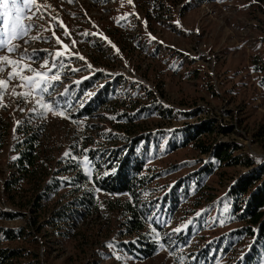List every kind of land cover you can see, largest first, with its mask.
<instances>
[{"label": "rangeland", "instance_id": "obj_1", "mask_svg": "<svg viewBox=\"0 0 264 264\" xmlns=\"http://www.w3.org/2000/svg\"><path fill=\"white\" fill-rule=\"evenodd\" d=\"M37 3L39 11L33 7L29 15L43 18L33 21L29 37L39 39L17 43L21 50L27 49V56L35 57L31 67L41 72L47 71L41 68L45 59L51 67L54 53L65 52L60 59L66 67L60 70L56 87L50 89L52 96L44 99L58 102L59 110L67 109L70 118L50 113L42 116L38 92L32 90L26 99L17 95L29 91L17 86L18 80L3 94L0 248L20 251L11 264H193L189 262L196 252L242 224L228 214L222 198L248 167L222 164L197 187L190 183L187 194L160 218V225L147 222L158 248L155 255L145 258L117 250L127 216L120 203L132 196L95 186L100 171L112 166L105 156L108 152L93 159L90 150L123 151L139 145L137 139L147 135L151 153L145 171L156 174L141 192L142 200L163 194L209 158L198 142L188 137L185 129L189 126L196 130L211 122L215 129L201 132L196 141L205 145L234 142L239 145L235 154L264 160V0ZM58 21L66 26L69 36L64 35L65 29L55 28ZM56 37L62 43L58 44ZM27 56L25 64L29 63ZM11 58L18 59L15 55ZM56 63L59 65V60ZM8 71L11 67L4 77ZM56 71L54 68L49 75ZM89 103L93 111L79 113ZM145 105L148 108L136 115ZM123 111L132 117H119ZM32 135L36 163L26 164L28 172H22L19 157L28 143L25 140ZM144 139L140 145L146 143ZM85 156L91 162L87 169ZM75 176L86 177L92 184L96 203H92L90 214L76 205L85 215L69 214L68 220L52 227L53 212L82 195L80 183L73 184L75 180L70 179ZM51 181L60 185L38 199ZM148 217L153 219V215ZM176 228L192 229L185 244L171 250L158 242L163 233H179ZM19 230L26 234L8 239V232ZM223 248L211 249L210 260H200V264H232L239 247Z\"/></svg>", "mask_w": 264, "mask_h": 264}, {"label": "trees", "instance_id": "obj_2", "mask_svg": "<svg viewBox=\"0 0 264 264\" xmlns=\"http://www.w3.org/2000/svg\"><path fill=\"white\" fill-rule=\"evenodd\" d=\"M108 87V86H107ZM107 88L105 89V91ZM148 105L140 108L136 115L146 110ZM93 111L92 104H87L79 113ZM119 117L130 119L131 114L123 111ZM215 127L211 122H205L203 127H198L196 130L192 126L187 127L185 132H188V137L194 142H198V146L204 153L209 154V158L199 170L191 173L188 177L180 179L169 190L164 191L163 194L153 198L142 200L140 194L152 182L153 176L156 173L146 172V158L150 156L151 147L149 146V138L143 135L137 139V144H132L131 148L123 151L120 149H107L97 147L90 150L93 159L104 155L110 159L109 163L112 167L107 171H100V175L95 177V186L97 188L106 190L111 193L128 194L132 198L126 199L120 203L122 209L127 213L123 222L124 229L122 231V239L117 241L116 248L119 251H128L130 253L140 255L145 258L152 257L157 252L158 244L152 240L149 235V227L147 222L154 223L156 226L160 225V218L164 213H168L170 208L173 209L181 200L183 195H186L191 188L190 183L201 184L205 177L212 175L222 164L233 166L243 164L248 167V170L241 173L227 188L225 195H223V203L227 206L228 214L236 221L242 222L238 227L229 231L226 236H222L219 240L212 242L208 247L195 253V258L189 263L200 264L208 262L212 256L211 249H217L223 245V250L232 248V246L239 247L238 253L232 264H262L264 260V160L256 161L251 156L235 154L239 145L236 143H220L216 145H205L198 140L201 132L212 131ZM187 137V136H186ZM145 138V139H144ZM34 135L25 140L28 142L26 147L22 149L20 155V169L22 172H28L29 166L36 163L34 143L32 142ZM142 139L146 143L141 144ZM201 140V139H200ZM135 146V147H134ZM137 146V147H136ZM109 165V166H110ZM72 166V165H71ZM82 172L79 171L78 175ZM73 184L77 181L80 183V190L82 195L75 197L65 204L63 207L53 212V217L50 220L52 227H57L63 221L69 219V214L80 217L85 215L84 211L77 210L76 205L83 206L90 214L92 210V203H96L95 194L93 193L92 184L86 181V177H70ZM71 183V185H73ZM60 184L51 181L46 189L39 194V198L47 197L45 194L49 190H55ZM39 200L36 205H39ZM148 214L153 215V219L148 220ZM145 218V219H143ZM72 226L73 223H71ZM191 230L181 231L179 233L170 235L163 233L161 235L160 243L170 247L174 250L181 244H185L188 237L191 235ZM3 233H6L3 231ZM25 231L8 232L9 240L24 236ZM20 254L18 249L0 248V264H11L14 257Z\"/></svg>", "mask_w": 264, "mask_h": 264}, {"label": "snow or ice", "instance_id": "obj_3", "mask_svg": "<svg viewBox=\"0 0 264 264\" xmlns=\"http://www.w3.org/2000/svg\"><path fill=\"white\" fill-rule=\"evenodd\" d=\"M68 2L71 3L73 0H68ZM128 2L131 3V0H128ZM43 6L51 7L50 5ZM33 7H35L38 12L41 5L37 3V0H0V100H2L3 94L8 91L9 84L14 80H18L19 84L17 86L28 88L29 91L17 95L26 99L31 95L32 90L38 92L40 98L37 100V104L44 110L41 112L42 116L50 113L67 119L70 118L67 109L59 110L58 102L57 104H53L45 102L44 99L45 95L48 97L52 96V91H50V89L56 87V83L60 80V70L66 67L63 60L60 59L65 56V52L57 51L54 53L56 59L51 62V67H49V61L45 59L41 68H47V71L41 72L31 67V63L35 62V57L27 56V49L24 48L21 50L22 45L17 43V41H23L24 44H27L28 39H39V37L36 36L29 37V33L34 26L33 21L43 18L42 15H35V13L29 15ZM125 18L126 17H121V19ZM52 19L56 20L55 17ZM25 21H27V23ZM55 28L65 29L64 35L66 37L70 35L66 30V26L60 21L55 24ZM53 35H55V31H53ZM85 35L94 34L85 33ZM56 42L58 44L62 43L59 37H56ZM75 43L76 42L73 41V44ZM63 47L68 49L69 46L65 44ZM113 47L115 46L113 45ZM12 55L17 56L18 59H12ZM73 55H76L80 60L84 59V57L79 54L74 53ZM26 56L29 61L27 64L23 63ZM56 60H59V65H57ZM9 67H11V71H8L7 77H4L3 74ZM91 67L92 66L89 64L88 68L91 69ZM54 68L57 69V71L49 75ZM72 71H79V69H72ZM25 73H33V75H27ZM13 93L16 94L14 88ZM66 94L67 90H65V95ZM0 107H6V105L0 103ZM68 107H71L70 101L68 102ZM33 111H36V109H33ZM73 122L75 123V121ZM65 155L70 156L71 154L65 153ZM90 163L89 158L85 156L83 158V164L86 169L90 166ZM174 231L180 232L181 228H176Z\"/></svg>", "mask_w": 264, "mask_h": 264}]
</instances>
